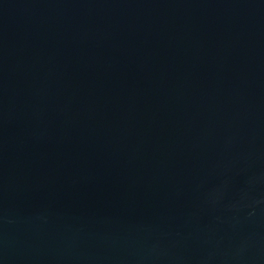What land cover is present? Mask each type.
<instances>
[{
	"label": "water",
	"instance_id": "obj_1",
	"mask_svg": "<svg viewBox=\"0 0 264 264\" xmlns=\"http://www.w3.org/2000/svg\"><path fill=\"white\" fill-rule=\"evenodd\" d=\"M0 264H264V0H0Z\"/></svg>",
	"mask_w": 264,
	"mask_h": 264
}]
</instances>
